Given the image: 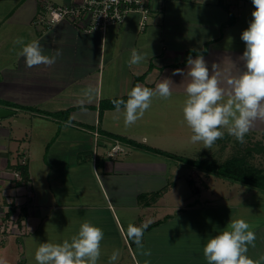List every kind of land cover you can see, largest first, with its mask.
I'll list each match as a JSON object with an SVG mask.
<instances>
[{"label":"crops","instance_id":"1","mask_svg":"<svg viewBox=\"0 0 264 264\" xmlns=\"http://www.w3.org/2000/svg\"><path fill=\"white\" fill-rule=\"evenodd\" d=\"M43 1L64 4L81 0H0V106L13 110L0 118V205L5 203L0 216L6 214L5 208L14 207L12 215L18 218L24 214L23 208L27 210L21 220L27 235L10 234L3 249L14 236L22 242L19 251H24L25 241L41 230L54 208L67 207L66 203L84 205L87 190L73 189L70 177L87 171L90 165L89 171L98 172L104 199L94 208H105L117 222L116 235L112 239L104 235L102 248L110 244L119 253L129 248L135 264H207L203 247L226 224L208 213L213 212L210 207L199 206L196 195L187 193L191 180L188 183L181 177L175 164L166 163L165 155L113 135L158 149L167 138L180 141V128L187 126L182 122L186 97L179 86L184 78L173 76V71L187 72L183 63L187 50H204L192 58L203 55L210 71L213 62L223 69L231 67L230 61L237 65L234 72L243 70L238 58L245 43L240 37L252 19L251 0H165L152 10L144 29L139 28V16L131 13L104 31H86L78 20L68 19L50 27L38 25L34 19ZM188 15L192 16L186 19ZM20 37L25 43L39 40L45 55L53 56L57 50L62 54L51 66L28 68L18 55L21 45L14 43ZM132 49L146 55L139 65L129 66ZM166 78L176 85L172 97H154L143 118L131 126L124 124L123 106L119 112L100 108L101 101L123 97L137 84L154 89ZM89 88L91 102L84 96ZM81 100H85L86 111L80 107ZM59 112H67L71 120L55 116ZM261 126L264 121H257L253 128ZM192 134L186 132L188 137ZM117 141L123 151L110 155ZM22 155H27V162L21 164L28 166L26 183L12 173ZM159 190L162 193L152 199V193ZM142 193L147 196L141 199ZM132 194L134 198L129 200ZM28 198L29 206L25 205ZM135 224L147 225L142 246L132 244L134 238L128 235L129 226ZM258 229L251 226L256 239L247 255L264 264V231Z\"/></svg>","mask_w":264,"mask_h":264},{"label":"clouds","instance_id":"2","mask_svg":"<svg viewBox=\"0 0 264 264\" xmlns=\"http://www.w3.org/2000/svg\"><path fill=\"white\" fill-rule=\"evenodd\" d=\"M254 11L248 27L242 31L241 40L245 50L238 59L243 62V70L237 69L236 63L230 61L231 67L221 68L213 62L211 71L203 55L187 58V72L175 69L173 76L181 75L184 79L179 86L183 87L185 100L182 107L183 123L193 133L192 143L202 142L204 148L210 149L217 140L227 134L238 142L244 143L245 136L257 121H264V0H251ZM21 45L19 56L24 58L28 68L34 66H51L62 54L57 50L53 56L43 54L39 40L25 43L22 37L14 41ZM146 55L131 50L129 66L139 65ZM174 85L171 78H166L149 88L140 84L128 92V99L114 100L117 112L123 106L124 124L131 126L142 119L150 108L154 97L169 100L173 95ZM91 102L92 89L84 92ZM86 111L85 100L79 102ZM141 227L129 226L128 235L141 245L143 230ZM103 230L84 221L70 240L62 243H41L35 252L37 264H98L101 256ZM256 234L251 225L244 219L229 220L226 227L217 235L211 236L203 247L207 264H259L248 255L249 246L254 247ZM150 254V252L145 253ZM119 251L114 250L109 257V264L119 259ZM264 260V257H261ZM0 264H7L0 259Z\"/></svg>","mask_w":264,"mask_h":264},{"label":"rangeland","instance_id":"3","mask_svg":"<svg viewBox=\"0 0 264 264\" xmlns=\"http://www.w3.org/2000/svg\"><path fill=\"white\" fill-rule=\"evenodd\" d=\"M188 1L191 2V0H187L186 2ZM158 16L161 17L162 15ZM191 16L192 15H188L186 19L189 17L191 18ZM180 129L183 138H181L180 141L174 139V137L167 138L165 143L162 144V149L192 159L205 157L214 160L217 163L224 161L232 155H237L238 157H243L245 162L249 165L264 170V126L252 128L250 132L246 134L244 143L238 142L234 137L228 135L226 130H223L225 132L224 137L217 140L210 149L204 148L202 142H191L190 137L186 135V132L191 131L188 126L183 125ZM168 157L169 156H165L163 160L168 164H175L174 167L176 168V171H181V177L185 178L188 183L191 180L192 184H189L188 186V188L190 187V191L187 193L192 196H197L199 206L204 205L210 207L213 212L211 213L208 211V213H214L215 215L212 216H215L216 220L220 221L219 223L227 225L230 219L234 220L242 218L252 227H255V229L261 228V230L264 231V191L207 172L206 170L197 169L195 167L190 168L188 164L184 162L181 163V161H178L175 158ZM90 168L92 169V166L89 165L87 166V171H80L78 175L74 176V178L70 177V182L75 184L72 186L73 189L76 190L79 186L80 188L84 187L85 190H87L85 204L72 206V203H66L68 205L67 207H61L59 209L54 208L52 216L41 226V230H39V232L37 231L35 235H32L27 241H25L24 251H19L21 249L20 243L22 242L14 236L10 237V242L6 250L3 249L4 246H2V241L0 243V259L5 260L7 264H37L34 257L35 252L41 243H62L65 239L70 240L71 237L78 232L80 224L86 220L91 221L92 224L100 227L105 236L109 235V238H111L116 235L117 222L114 217L109 216L108 210L105 208H103V210H97L94 208L97 207L95 203L103 198L98 185V172L89 171ZM137 185V188L139 189V184ZM75 192L77 193V191ZM28 195H30V193H28ZM134 196L132 194V197H129V200L133 199ZM80 199L82 198L80 197ZM82 200H79V202H82ZM30 202L31 198H28L25 205H31ZM3 204L5 205V203ZM1 205L0 207L4 206ZM5 209L6 210H3L6 213L8 208ZM25 213L24 217L27 215V210ZM8 219L10 218H6L5 215L2 216V218L0 216V228L4 223H7ZM21 220L17 221L18 229L15 228L13 229V232L10 231L11 233H6V236L8 235L7 238L10 234L15 235V233L17 234L16 236L20 235L22 238L23 235H27L24 234V231L26 233L27 230L24 228L25 224ZM134 226L138 227L139 225L135 224ZM201 228L202 226H199L198 230H202ZM261 230L258 229L256 231ZM114 250V246L110 244L107 245L106 248H102L101 246V256L98 264H109L110 256H108V254H112ZM6 253H8L7 256ZM129 253H131L129 248L124 251L120 250L119 259L115 261V264H135V260ZM105 258L108 260H105ZM135 259L140 260V257L135 256Z\"/></svg>","mask_w":264,"mask_h":264},{"label":"built area","instance_id":"4","mask_svg":"<svg viewBox=\"0 0 264 264\" xmlns=\"http://www.w3.org/2000/svg\"><path fill=\"white\" fill-rule=\"evenodd\" d=\"M165 0H81L75 3L54 4L49 1H43L41 8L35 16L36 24L50 27L63 20H78L86 31L101 30L104 31L109 25L122 23L125 18L135 13L139 16V28L142 30L148 24L149 16L153 9L159 8ZM200 1V0H192ZM158 4V6L156 5ZM96 140L99 138V132H93ZM123 151V147L117 141L110 149L109 154L115 155ZM27 162V155H22L19 164ZM13 176L18 181H22L21 172L17 169L12 171ZM23 182V181H22ZM7 223L0 228V243L7 236L6 233L13 232L17 228L18 217L11 215ZM18 229V228H17ZM10 232V233H11Z\"/></svg>","mask_w":264,"mask_h":264},{"label":"trees","instance_id":"5","mask_svg":"<svg viewBox=\"0 0 264 264\" xmlns=\"http://www.w3.org/2000/svg\"><path fill=\"white\" fill-rule=\"evenodd\" d=\"M203 53H204V50L203 51L187 50L186 51V59L183 63H186L187 58L189 56L192 57L195 54H203ZM119 99H123L126 101L128 99V95H125V96L120 97V98H113V99L101 101V104H100L101 110L104 108H115L113 101L119 100ZM5 104H9V103H5ZM55 116H60V117L64 116V118L66 120H71L70 117L68 116L67 112L55 113ZM113 137L120 139L121 141H124L126 143L136 145V146H139L141 148L150 149V150H153V151L160 153L162 155L175 158L181 162L188 164L190 167H195L197 169L206 170L207 172H211V173H214V174L219 175L221 177L230 179L232 181H237V182L243 183L247 186L255 187V188H258V189L264 191V170L261 168L253 167V166L249 165L247 162H245L243 157H238L237 155H232L231 157L225 159L224 161H220L217 163L216 161L205 158V157L192 159V158H188L184 155H180L177 153L169 152V151L158 149V148H152V147H149L146 145L139 144L132 139H128V138L122 137L120 135H113ZM15 168L21 172L22 181L25 183L28 182L29 181L28 166L16 164ZM161 193H162V191H160V190L155 191L152 193L151 198L154 199L156 196L158 197ZM146 196H147L146 193H142L139 198L142 199V198H145ZM14 210H15L14 207H10L5 214V217L6 218L10 217L14 213ZM22 211L24 214L20 218H18V220L25 218L24 216L26 214L25 213L26 209L23 208ZM131 243L135 244L136 243L135 239L132 240Z\"/></svg>","mask_w":264,"mask_h":264},{"label":"water","instance_id":"6","mask_svg":"<svg viewBox=\"0 0 264 264\" xmlns=\"http://www.w3.org/2000/svg\"><path fill=\"white\" fill-rule=\"evenodd\" d=\"M13 113L12 109L0 106V118Z\"/></svg>","mask_w":264,"mask_h":264}]
</instances>
